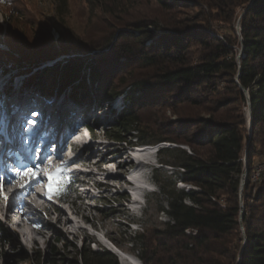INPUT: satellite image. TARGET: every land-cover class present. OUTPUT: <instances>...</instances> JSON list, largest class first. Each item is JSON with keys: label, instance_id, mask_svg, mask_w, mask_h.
I'll use <instances>...</instances> for the list:
<instances>
[{"label": "trees", "instance_id": "16d2710c", "mask_svg": "<svg viewBox=\"0 0 264 264\" xmlns=\"http://www.w3.org/2000/svg\"><path fill=\"white\" fill-rule=\"evenodd\" d=\"M153 1L173 19L131 23L105 45L71 37L41 57L23 46V33L11 29L5 39L11 51L0 46V68L19 62L12 51L28 61L71 56L28 77L22 90L46 97L69 90L68 97L86 108H101L123 95L125 107L115 116L111 141L131 147L175 145L158 150L162 168L174 172L159 176L160 169L153 170L167 198L162 212L170 220L152 240L144 234L130 238L143 264H264V173L258 181L253 178L264 159V0ZM190 8L193 14L181 17ZM240 9L242 40L234 26ZM214 24L224 26L221 38L210 34ZM129 71L138 76L128 87H109ZM249 101L251 138L243 111ZM183 108L193 113L182 115ZM151 109L158 111L154 123L142 118ZM180 182L193 189L178 188ZM74 185L62 179L60 201L68 200ZM0 234L11 239L3 226ZM78 255L81 264H119L108 250L83 247Z\"/></svg>", "mask_w": 264, "mask_h": 264}, {"label": "rangeland", "instance_id": "374dc122", "mask_svg": "<svg viewBox=\"0 0 264 264\" xmlns=\"http://www.w3.org/2000/svg\"><path fill=\"white\" fill-rule=\"evenodd\" d=\"M193 10V8L183 10L181 17L193 14ZM62 12L65 13L64 16H61ZM241 18L242 9L237 11L234 20L235 30L240 39ZM144 19L163 22L173 18L153 0H0L1 42L6 41L11 29L13 34L21 32L24 34L23 46H29L32 54L41 57L45 52H51L53 46L58 48L65 45L67 39L71 37L74 42L79 41L94 46L105 45L113 41L119 32L128 30L127 27L131 23ZM220 27L224 26L214 24V30L210 31V34L221 38L224 30ZM11 37L14 39L15 35ZM237 52L239 58L242 57V49L238 47ZM56 62L48 63L46 64L48 66H42L40 70L52 67V63L64 64L65 55ZM21 65L27 66L29 63H17L15 66L13 64L5 67L10 70L14 68L9 74L4 73V68H0V108L2 107L5 114L10 106L23 105L22 109L27 119L35 121V125L30 124L32 132L36 127L34 119L37 116L33 113L37 111L31 108L26 113V110L32 107V104H36L40 114L45 116L41 123L52 141L47 144L49 154L54 146L55 149L62 150L61 154L63 150L73 147L69 135L76 131L80 124L92 127L93 145L87 147L86 153L80 159L79 164L83 168L80 165L72 168L75 171L83 169L86 175L67 172L60 178H68L69 181L84 180V190L78 191L77 186H74L68 200L62 202L52 197L51 199L56 203L49 201L48 198L49 190L51 189L52 192L55 188L56 181L50 174L53 170L46 168L47 163L41 166L36 164L41 157L43 142H39V147L28 154L31 156L33 153L31 161L34 166L29 163L26 166L29 165L30 170L33 168L32 173L35 175L31 173L26 180H19L22 175L13 174L14 171H19L16 163L5 162V169L1 167L4 161H1L0 153V185L3 186V194L0 195V226L7 228L11 236V239L5 240L0 234V264H76V262L81 264L78 254L83 247L110 252L117 248L134 255L139 264H143L137 252L133 251L130 238L144 234L152 240L154 234L160 233L164 223L170 220L161 209L162 207L167 209V198L161 193L159 185L153 178L154 169H160L159 176L174 172L171 167L162 168L157 151L169 147L167 146L169 144L154 146L152 153L143 156L151 165L138 167L139 160L135 157V150L131 149V146L113 142L108 138L114 128L115 116L125 107L123 95L101 103V108L95 105L86 108L81 102H74L68 97L69 90L57 91L48 97L31 90L23 91L27 78L36 72L22 74L18 68ZM137 76L138 74H133L132 71L126 72L113 78L109 87L113 86L121 91ZM183 110L182 115L189 116L193 113L192 109L183 108ZM243 111L249 127V105L244 107ZM157 113L156 109L145 110L142 112V118L145 122L154 123ZM170 116H172L171 112H167V117ZM4 121L5 118L2 120L0 132L8 126ZM24 124L26 122L21 125L22 132L27 130ZM252 135L253 130L252 134L250 132L251 137ZM182 148L188 149L186 146ZM8 151L16 153L17 150L9 148ZM66 162L59 161L57 165L62 167L59 165ZM262 162L259 166L262 165L261 173H264V159ZM141 173L145 175V181L153 191H147L145 188L140 192L137 190L136 192L142 196V203L135 205L136 196L131 190L134 186L127 184L132 175H141ZM246 173L248 174L246 171L244 175ZM40 176L42 178L39 183L20 190L17 195L13 194L15 190L26 187ZM243 178L240 192L246 184L245 180L242 185ZM6 181H12L13 185L5 188ZM177 187L186 190L193 188L181 182ZM250 190L251 193L256 191V189ZM8 201L13 203L16 211L14 209L7 211ZM17 221L23 224L19 226L16 224ZM25 226L27 229L24 230ZM242 234L245 236L244 230Z\"/></svg>", "mask_w": 264, "mask_h": 264}, {"label": "bare ground", "instance_id": "6f19581e", "mask_svg": "<svg viewBox=\"0 0 264 264\" xmlns=\"http://www.w3.org/2000/svg\"><path fill=\"white\" fill-rule=\"evenodd\" d=\"M32 105H33L32 107H30L28 110H26V113H28L31 108H34L37 111V116L34 119V120H36V127H34V129L32 130L31 133H24L21 130L22 123L28 121L27 116L24 114V109H22L23 105L17 104L16 106L15 105L10 106L9 109H7V114H5V111H3L2 107L0 108V128L3 125L2 124L3 118H5L6 124L8 125L7 127H5V130L0 132V137L2 138V140H0L1 141L0 148L3 150L1 161L2 162L4 161L1 164L2 165L1 167H3L4 169H5V161H7V159H9V158L13 159V155L11 153H9V151H8L9 148L16 147V148L26 149V151H24V155L22 156V158L24 159V162L26 164L30 163L32 160L33 153H31V156H29L28 154L31 151H33L34 149L36 150L39 147V144H40L39 142H43L45 145V146L43 145V148H42L43 150L41 152V157H40V159H42V161H41L42 165H44L46 163L45 161L51 155L48 153V146H47V144L51 140L48 137L49 135H47V133L45 132L44 127L42 126L43 123H41V120L45 116L40 114L39 110L37 109L36 104H32ZM20 112H22L23 114L19 115ZM48 120H50V119H48ZM76 135H78L77 129H76V131L72 132L69 135L70 136L69 139H70L73 147L77 146L72 140ZM22 139L26 141V144L25 143L23 144V142L21 141ZM40 139H42L43 141ZM51 143H52V141H51ZM25 146H26V148H24ZM73 147H71V148H73ZM61 151L62 150H57V156L49 164L48 163L46 164L47 169L53 170L52 173H55V171H57V167H55V166H57V163L59 161L67 160L70 157V154H68L66 151L63 150V154H61L62 153ZM153 151H154V146H149V145L138 146V148L134 152L135 157L139 160V163H138L139 166L138 167H144L145 165H149V166L151 165L150 162H148L147 159L144 158L143 156L146 153H152ZM140 157H142V158H140ZM45 158H46V160H44ZM15 160H18V159H15ZM68 164L74 165L75 162H73V160L69 159ZM31 165L34 166V164H31ZM28 166H26V167H20V165L17 166L19 168L20 173H27V175H22L21 178L19 177V180H26L27 178H29L30 174L32 173V171L34 169L31 167L32 170H30V169H28ZM52 170H50V171H52ZM52 173H50V174H52ZM83 173L86 175L85 171ZM41 178L42 177L40 176V178H36L35 180H32L26 187H24L22 189L15 190L13 194L17 195L20 190H25L28 187L35 185L38 182V180H41ZM246 178H247V175H246ZM145 180H146V178H145V175L143 173H141V175L137 174V175H132L130 177V181H132V183H133L130 186H132V185L134 186V189L132 187L131 190L134 192V195L136 196L135 205L138 203H142V196L139 193H137L136 191L138 190L140 192L146 187H148L150 189V187L148 186V184L146 183ZM12 185H13L12 181H6L4 183L5 188L8 186L10 187ZM19 197L20 196H17V198H19ZM137 209H138V207H137ZM132 210H134V209H132ZM25 228H26V226L24 227V230H25ZM115 251H117V250L115 249ZM121 252L122 253L117 251V253H119V255L121 257L122 264H139V261L137 260V258L134 255L129 254L123 250H121Z\"/></svg>", "mask_w": 264, "mask_h": 264}, {"label": "water", "instance_id": "95a60500", "mask_svg": "<svg viewBox=\"0 0 264 264\" xmlns=\"http://www.w3.org/2000/svg\"><path fill=\"white\" fill-rule=\"evenodd\" d=\"M0 46L4 49V50H6V51H11L10 50V48L6 45V43L5 42H1L0 43ZM12 53H13V55L15 56V57H17L18 59H19V62H18V64H22L23 62L25 63V64H28L29 63V65H21L20 67H18L19 69H20V73H22V72H24V71H30V73H34V72H37V71H39L40 70V67H42V66H44V67H46V66H48V65H46V64H48V63H51V62H56L59 58H61V57H63L64 55H61V56H58V57H55V58H53V59H48V60H44V61H32V60H30V61H28V60H26V59H21V57H20V55L18 54V53H15L14 51H12ZM71 56H68V55H65V59L66 60H68L69 58H70ZM54 63H52V67L53 66H56L57 64H54ZM57 63V62H56ZM17 64V63H16ZM10 66H13V65H10ZM14 66H15V64H14ZM13 69L14 68H12L11 70L9 69V68H5V69H3V71H4V73H6V74H9L10 72H13ZM23 74V73H22ZM245 91V94L248 96V91L247 90H244ZM249 98V97H248ZM249 127H250V132H251V134H252V114H251V103H250V101H249ZM251 137V136H250ZM167 146H169V147H173V146H175V145H167ZM245 162H247V158L245 159ZM248 172V171H247ZM246 175H247V173L244 175V178H243V182H242V185L244 184V182H245V180H246ZM193 189V188H192ZM118 252H120V253H122L119 249H117V248H115ZM117 251H114V252H116L117 253ZM113 252V253H114ZM115 254V253H114ZM118 254V256L120 257V255H119V253H117ZM116 255V254H115ZM121 258V257H120Z\"/></svg>", "mask_w": 264, "mask_h": 264}, {"label": "snow or ice", "instance_id": "6c2138e0", "mask_svg": "<svg viewBox=\"0 0 264 264\" xmlns=\"http://www.w3.org/2000/svg\"><path fill=\"white\" fill-rule=\"evenodd\" d=\"M33 115H37V113H33ZM28 124H32V125H35V121H27ZM65 168L68 167V165H65L64 166ZM20 175H27V173H20V172H17V176H20ZM32 175L34 176L35 173H32ZM57 179H59V175L56 177ZM3 194V186L0 185V195ZM5 199L7 198L6 196L4 197ZM49 199L52 198V195H51V189L49 190V196H48Z\"/></svg>", "mask_w": 264, "mask_h": 264}, {"label": "built area", "instance_id": "2783aa9c", "mask_svg": "<svg viewBox=\"0 0 264 264\" xmlns=\"http://www.w3.org/2000/svg\"><path fill=\"white\" fill-rule=\"evenodd\" d=\"M262 166V165H261ZM261 166H259L258 168H257V171L255 172V174H254V180L255 181H258V179L260 178V175H261Z\"/></svg>", "mask_w": 264, "mask_h": 264}, {"label": "clouds", "instance_id": "9594fccd", "mask_svg": "<svg viewBox=\"0 0 264 264\" xmlns=\"http://www.w3.org/2000/svg\"><path fill=\"white\" fill-rule=\"evenodd\" d=\"M116 256H117V258H118V260H119V263L122 264V262H121V258H120L118 255H116Z\"/></svg>", "mask_w": 264, "mask_h": 264}]
</instances>
